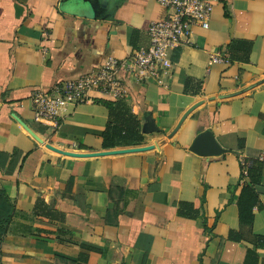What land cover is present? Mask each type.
Wrapping results in <instances>:
<instances>
[{"label": "crops", "instance_id": "crops-1", "mask_svg": "<svg viewBox=\"0 0 264 264\" xmlns=\"http://www.w3.org/2000/svg\"><path fill=\"white\" fill-rule=\"evenodd\" d=\"M165 14L156 0H0L2 264H264V168L250 227L238 207L241 160L264 154V0H220L162 84L122 74L129 95L111 107L69 106L56 130L33 121V92L148 47ZM234 41L249 62L210 64ZM110 123L143 141L104 148ZM200 135L215 146L196 154Z\"/></svg>", "mask_w": 264, "mask_h": 264}, {"label": "built area", "instance_id": "built-area-1", "mask_svg": "<svg viewBox=\"0 0 264 264\" xmlns=\"http://www.w3.org/2000/svg\"><path fill=\"white\" fill-rule=\"evenodd\" d=\"M165 10L164 18L152 22L148 28L149 46L135 50L126 59L108 57L104 63L73 80H67L51 89L32 93L30 101L33 121L56 130L69 106L100 101L118 102L126 99L129 89L122 74L136 82L155 81L162 84L172 65L168 59L171 50L189 44L194 27L206 28L215 5L220 0H156ZM210 64H231L227 53L216 52L209 56ZM264 168V154L259 157ZM243 174L247 175V162L241 160Z\"/></svg>", "mask_w": 264, "mask_h": 264}, {"label": "trees", "instance_id": "trees-1", "mask_svg": "<svg viewBox=\"0 0 264 264\" xmlns=\"http://www.w3.org/2000/svg\"><path fill=\"white\" fill-rule=\"evenodd\" d=\"M250 43L244 41H234L228 47L224 53H227L230 57L231 62L239 61L242 63L249 62L250 54ZM104 102L105 105L111 107L113 103L111 101H100ZM119 102V101H118ZM103 138L104 148H114L119 145H134L139 144L143 141V135L139 129H124L119 127L117 124H108L105 131L101 134ZM247 175L242 174L243 178H247L249 183L245 185L241 191L238 198V207L241 227L248 228L252 224L253 220V207L257 204V197L254 192V186L258 185L259 179L256 176L257 170L254 168L255 165L260 166L263 169V165L256 161L247 162ZM256 174V175H255ZM191 207L189 205H181L179 208L180 215H186V210L189 211ZM13 209L9 206L8 200L5 194L0 190V264L2 258V244L3 239L7 233L8 226L10 224L11 218L13 217ZM237 239L240 237L237 236ZM259 245L257 247H264V239L256 238ZM254 251H251L253 253Z\"/></svg>", "mask_w": 264, "mask_h": 264}, {"label": "water", "instance_id": "water-1", "mask_svg": "<svg viewBox=\"0 0 264 264\" xmlns=\"http://www.w3.org/2000/svg\"><path fill=\"white\" fill-rule=\"evenodd\" d=\"M254 87V86H253ZM249 90V88L247 89ZM246 90H243L242 92H238V94H241L243 92H245ZM200 104H197L195 106H193L192 108H190L182 117V119L180 120L179 124L177 125L175 131L180 127V125L182 124V122L186 119V117L195 109L199 106ZM174 131V132H175ZM145 132V130H144ZM207 143L212 144L213 146H215V142L212 139H207L205 138L203 135H200L197 137V139L195 140V142L193 143V146L191 147V151L193 153L196 154H200L202 149L206 146Z\"/></svg>", "mask_w": 264, "mask_h": 264}]
</instances>
